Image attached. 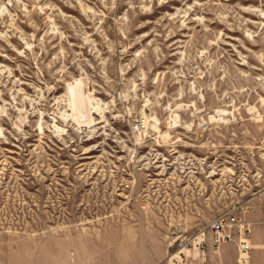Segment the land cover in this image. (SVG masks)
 <instances>
[{
    "label": "rangeland",
    "instance_id": "1",
    "mask_svg": "<svg viewBox=\"0 0 264 264\" xmlns=\"http://www.w3.org/2000/svg\"><path fill=\"white\" fill-rule=\"evenodd\" d=\"M240 226L252 264L264 0H0V264H241Z\"/></svg>",
    "mask_w": 264,
    "mask_h": 264
},
{
    "label": "built area",
    "instance_id": "2",
    "mask_svg": "<svg viewBox=\"0 0 264 264\" xmlns=\"http://www.w3.org/2000/svg\"><path fill=\"white\" fill-rule=\"evenodd\" d=\"M236 225H237L236 218H231L229 216H223L218 220L212 222L210 226H211L213 243L216 244V243H221V241L224 240H232L235 237L233 232H235L234 230L237 227ZM239 232H241L240 229ZM244 236H245V230H244ZM240 243L242 246L241 250L245 251L244 253L246 254V256L243 259L239 260V263L250 264L249 263L250 255L248 252V250L251 248L250 243L247 240Z\"/></svg>",
    "mask_w": 264,
    "mask_h": 264
},
{
    "label": "bare ground",
    "instance_id": "3",
    "mask_svg": "<svg viewBox=\"0 0 264 264\" xmlns=\"http://www.w3.org/2000/svg\"><path fill=\"white\" fill-rule=\"evenodd\" d=\"M68 91H69V94H71L70 96H71V99H70V104H71V106H72V108H74V107H78L79 105H80V103L77 101V99H76V95H75V93H74V86L73 85H69L68 86ZM78 94V93H77ZM78 97H80V96H78ZM79 101H80V99H78ZM184 105V104H183ZM180 106V105H179ZM218 112H221L220 110H218ZM143 114H142V117H143V123H144V126L143 127H145L146 128V126H148V125H151V127L153 128V129H155L156 131H159V133L160 134H162V136L163 137H169L170 136V132L169 131H165V132H163V131H161V129L159 128V126L157 125V124H155V123H153L150 119H147V117H146V113L144 112V110H143V112H142ZM173 120H174V118H172ZM148 120H149V123H148ZM176 121L177 120H175L174 122L176 123ZM172 123H170V125H171ZM143 125V124H142ZM144 128V129H145ZM146 131V130H145ZM139 132H141V131H139ZM137 133V132H136ZM140 134V133H139ZM142 136V135H141ZM140 136V137H141ZM139 137V136H138ZM240 231H241V234H240V237H239V244H240V242H243V241H245V240H247L250 244H251V242L249 241V239H247L245 236H244V230H243V227L242 226H240ZM224 243H227V241L226 240H224V241H221V243H220V246H222V244H224ZM251 247H252V244H251ZM195 249V248H194ZM195 253L196 252H198L196 249L195 250H193ZM189 252V251H188ZM239 252H241L240 253V258H239V260H241V259H243L245 256H246V254L244 253L245 251H239Z\"/></svg>",
    "mask_w": 264,
    "mask_h": 264
},
{
    "label": "crops",
    "instance_id": "4",
    "mask_svg": "<svg viewBox=\"0 0 264 264\" xmlns=\"http://www.w3.org/2000/svg\"><path fill=\"white\" fill-rule=\"evenodd\" d=\"M253 241L256 244V248L260 247V245L264 246V228L259 227L256 228V231L253 236ZM251 263L252 264H264V248L260 249H252L251 251Z\"/></svg>",
    "mask_w": 264,
    "mask_h": 264
}]
</instances>
